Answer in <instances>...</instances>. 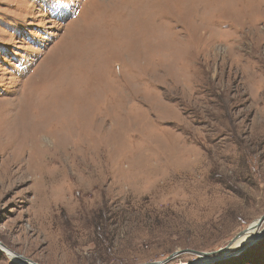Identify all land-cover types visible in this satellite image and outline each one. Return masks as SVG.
<instances>
[{
  "label": "rangeland",
  "instance_id": "374dc122",
  "mask_svg": "<svg viewBox=\"0 0 264 264\" xmlns=\"http://www.w3.org/2000/svg\"><path fill=\"white\" fill-rule=\"evenodd\" d=\"M5 123L0 264H264V0H0Z\"/></svg>",
  "mask_w": 264,
  "mask_h": 264
},
{
  "label": "bare ground",
  "instance_id": "6f19581e",
  "mask_svg": "<svg viewBox=\"0 0 264 264\" xmlns=\"http://www.w3.org/2000/svg\"><path fill=\"white\" fill-rule=\"evenodd\" d=\"M50 125V123H48V124H46L45 125V127H48ZM6 126V123L4 124V125H2L1 126V128H0V134H1V130H3L4 131V127ZM9 125H7V127H8ZM10 127H12V126H9V128ZM8 129V128H7ZM2 131V132H3ZM7 133H9V132H7ZM23 134V133H22ZM22 134H20V132L19 131H16V133H15V135L14 136H12V135H10V134H7V136H9V137H6V141H4L3 142V144L1 145V147H0V150H3V151H1L2 153L4 152V151H7V149H9L14 143H15V140L17 139L18 140V144L19 145H23L24 144V146H25V144L26 143H29V139H28V137H26V136H24V134L22 135ZM95 136V135H94ZM46 138H43L42 140H40V139H38V142H40V146L38 145V147L40 148H43V147H45V145H47L48 143L46 142ZM32 142V141H31ZM42 144H45L44 146L42 145ZM39 149L40 150V152H41V150H43V149ZM25 149V148H24ZM43 152V151H42ZM45 152V151H44ZM43 152V155L41 156H39V157H37V158H39V159H45V160H47V161H51V159H52V155H50V154H48V153H44ZM4 153H6V152H4ZM58 154V153H57ZM59 155V154H58ZM11 160V159H10ZM20 161V160H19ZM92 162V164L94 165L95 163H96V161L95 162H93V161H91ZM18 165V163L17 162H12L11 163V166H17ZM91 166V165H90ZM19 168H21V166H19ZM12 170V169H11ZM19 170V169H18ZM21 172V171H20ZM159 179V178H158ZM181 179V178H180ZM255 227H256V224H253V225H251V226H249V228H247V229H245V231L243 232V233H241L240 234V236H238L237 237V239H236V242L239 244V242L242 240V239H246L250 234H252L253 232H256V230L257 229H255Z\"/></svg>",
  "mask_w": 264,
  "mask_h": 264
}]
</instances>
